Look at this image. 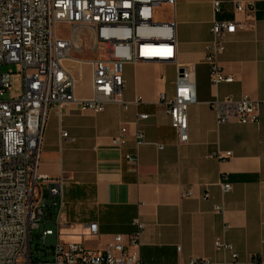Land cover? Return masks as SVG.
<instances>
[{
    "label": "crops",
    "instance_id": "obj_1",
    "mask_svg": "<svg viewBox=\"0 0 264 264\" xmlns=\"http://www.w3.org/2000/svg\"><path fill=\"white\" fill-rule=\"evenodd\" d=\"M213 1L163 4L172 8L173 15L161 21L176 20L178 62L196 65V102L188 110L186 143L178 142L159 99L161 93L174 95L175 65L170 62L124 65V98L133 102L140 97L139 105L124 109L110 103L99 113L80 112L75 104L50 110L39 171L49 178L69 177L64 241L102 250L113 235L130 233L138 217L145 224L140 246L143 264L186 263L193 257L215 264L228 261L229 253L215 247L218 238L231 243L243 262L254 256L264 259V0H220L222 11L217 15ZM238 2L255 7L239 11ZM216 18L245 25L227 36L219 58L234 81L218 86L212 85L205 62V46ZM168 66L174 69L171 88L163 72ZM85 71L86 88L80 81L76 90L81 98L92 94L91 73L87 67ZM244 94L260 101L259 120L218 123L210 101L215 96L239 99ZM138 113L150 116L134 123ZM122 125L128 128L126 143L116 147L112 139ZM138 129L146 138L139 147L134 138ZM62 130L68 138H62ZM225 152L232 156H214ZM126 154H137L138 164L127 161ZM224 175L233 184L227 193L219 185ZM188 190L191 194L185 196ZM216 205H222L224 213H218ZM91 222L99 224V235H85Z\"/></svg>",
    "mask_w": 264,
    "mask_h": 264
},
{
    "label": "built area",
    "instance_id": "obj_2",
    "mask_svg": "<svg viewBox=\"0 0 264 264\" xmlns=\"http://www.w3.org/2000/svg\"><path fill=\"white\" fill-rule=\"evenodd\" d=\"M165 3L174 5L175 0H0V66L18 64L22 73L21 93L5 99L13 83V71H0V264H143L140 246L145 224L138 217L130 233L113 235L112 242L102 250L64 241L61 235L68 224L64 213L69 177L49 178L40 174L39 167L52 108L61 111L75 104L80 112L99 113L110 103L124 109L141 103L140 97L133 102L124 98L127 62L174 63V95L161 93L159 99L171 118L178 142L188 141V110L196 102V65L178 62L176 20L157 19L158 9ZM254 7V3L238 2L236 8L252 11ZM213 10L216 15L222 11L220 0L213 1ZM60 25L68 27V37L60 34ZM244 28L235 20H213L212 37L205 46L212 85L234 81L219 58L226 49L227 36ZM84 52L91 57L82 56ZM85 67L91 73L92 94L81 98L76 90ZM210 106L218 123L259 120L260 101L247 94L239 99L215 96ZM149 116L138 113L134 123ZM127 133V126L122 125L112 139L113 145L122 147ZM68 137L62 130V138ZM134 138L137 147L146 142L143 130L138 129ZM156 145L159 149L165 146ZM214 156L230 158L232 152ZM125 157L138 164L137 154ZM219 185L223 193L233 187L226 175ZM190 194V190L184 193ZM215 210L224 213L225 208L216 205ZM49 224H55L56 231ZM87 229L85 235H99L97 222L89 223ZM49 237L53 238L51 243ZM214 244L230 255V260L218 264H264L259 256L241 261L234 246L223 239H216ZM161 264L215 263L193 257L186 263Z\"/></svg>",
    "mask_w": 264,
    "mask_h": 264
},
{
    "label": "rangeland",
    "instance_id": "obj_3",
    "mask_svg": "<svg viewBox=\"0 0 264 264\" xmlns=\"http://www.w3.org/2000/svg\"><path fill=\"white\" fill-rule=\"evenodd\" d=\"M173 15L172 8H170L167 5H161L158 9L157 13V19L158 20H164V19H170ZM59 32L63 37L69 36V29L65 25H60ZM84 57H91V53L84 52L82 54ZM0 71L6 72V71H13V83L11 85V88L4 94L3 98L9 99L15 96H18L21 93L22 88V73H21V67L18 64H4L0 66ZM166 78H167V85L169 88L173 87L172 79L174 78V69L170 66L166 67L163 70ZM88 74L87 72L82 76L81 81L83 82L81 87L84 89L86 88V83L84 82L87 78ZM78 77V75H77ZM66 200V197H65ZM66 207H67V200H66ZM49 228L56 231L55 224H49ZM48 243H51L53 241L52 237H49L47 239ZM33 246H35V242L33 243Z\"/></svg>",
    "mask_w": 264,
    "mask_h": 264
}]
</instances>
